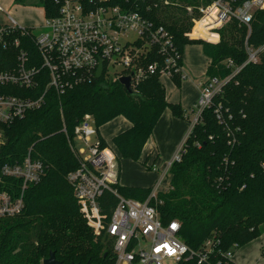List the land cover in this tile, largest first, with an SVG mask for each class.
Listing matches in <instances>:
<instances>
[{"label": "trees", "instance_id": "trees-1", "mask_svg": "<svg viewBox=\"0 0 264 264\" xmlns=\"http://www.w3.org/2000/svg\"><path fill=\"white\" fill-rule=\"evenodd\" d=\"M213 1L110 0V4L137 9L152 23L166 27L182 56L187 46H202L209 60L207 77L227 79L223 92L215 96L213 105L204 110L186 138L183 146L187 152L171 167L170 186L159 193L161 203L157 206L164 224L179 221L180 236L191 249L198 251L207 241L217 242L205 264H226L224 255L228 251L264 235V53L258 63L247 65L231 77L233 69L225 63L232 61L238 67L247 60V29L233 21L210 34L198 32L193 20ZM14 2L39 6L46 18L56 16L59 10V0ZM251 27L249 44L259 48L264 45V11L255 13ZM15 39L20 40V47L13 45ZM7 41L6 49L0 46V73L17 68L20 49L39 64L30 37L16 31ZM155 60L160 57L153 55L144 62ZM172 80L180 86L179 76ZM45 86V80L39 77L34 89L7 86L3 91L36 99ZM132 90L129 94L119 81L103 76L61 96L50 90L39 109L11 124H0V191L19 193L21 180L2 177L1 169L21 163L30 150L32 158L45 167L42 180L25 192L23 212L0 218V264H43L51 253L63 264H114L111 241L88 227L68 181L79 161L63 129L72 138L86 115L93 117L98 129L123 116L131 127L117 135L113 145L122 158L152 169L141 161V155L158 121L167 109L181 119H187L186 111L167 101L166 88L158 75H145ZM117 188L122 196L140 201H145L152 190ZM100 202L109 215L118 200L105 193Z\"/></svg>", "mask_w": 264, "mask_h": 264}, {"label": "built area", "instance_id": "built-area-1", "mask_svg": "<svg viewBox=\"0 0 264 264\" xmlns=\"http://www.w3.org/2000/svg\"><path fill=\"white\" fill-rule=\"evenodd\" d=\"M0 11H4L1 6ZM257 11H264V0H214L200 9L195 20V27L204 34L220 30L233 21L247 29L244 42L247 60L238 67L232 61L225 63L233 69L231 77L247 65L258 63L264 53V45L254 48L249 44ZM8 22L0 27V46L6 49L9 46L7 38L18 31L20 36L30 37L33 41L39 64L26 50L20 49L17 68L0 73V124H11L27 112L39 109L50 90L61 96L68 90L99 80L96 75L100 66L101 78L119 81L130 77L131 88L147 74L185 79L183 56L172 33L163 25L149 21L139 10L111 5L110 0H59L57 15L45 19L39 35L20 26L10 15ZM13 45L20 47V40L15 39ZM153 55L159 56L160 60L145 64L144 60ZM39 77L45 80L46 86L36 99L3 91L7 86L34 89ZM226 82L227 79L216 77H207L202 82L195 106L186 113L192 118L184 142L200 122L204 110L223 92ZM216 113L220 119L219 108ZM63 131L79 161V167L68 175V181L88 227L95 235L106 236L111 241L114 264L209 263L217 242L207 241L202 249L193 250L181 238L178 220L164 224L157 209L161 203L159 185L152 188L145 201L126 198L119 193V155L114 148L102 145L92 116H84L72 138L65 127ZM75 141L83 147L77 148ZM184 142L167 163L165 177L187 152ZM44 174V164L32 158L31 150L21 163L2 167V177L19 179L22 183L19 193L0 191V218L20 215L25 209L27 188L38 184ZM105 193L118 200L109 215L103 212L100 202ZM235 250L236 246L224 255L226 264H237Z\"/></svg>", "mask_w": 264, "mask_h": 264}, {"label": "crops", "instance_id": "crops-1", "mask_svg": "<svg viewBox=\"0 0 264 264\" xmlns=\"http://www.w3.org/2000/svg\"><path fill=\"white\" fill-rule=\"evenodd\" d=\"M13 6H26V5H17L13 0ZM9 15L12 17L10 13L8 14V16ZM8 23L9 22L7 21V23L4 25H7ZM190 46H192V49H189L188 51H186V53L184 52V57L182 61L183 73L185 75L184 82L182 81L180 86L177 87L176 93L174 92L171 98L168 96L166 89L167 101L170 103L179 104L186 111V113L187 110L193 109L199 98L200 86L204 81V78L207 77V69L209 66V60L204 54L202 46L189 45L188 47ZM190 89H192V94L189 93ZM186 117L188 120L178 118L169 109H167L163 113V115L161 116L160 120L158 121L154 129L152 136L149 138L148 142L146 143L141 155V161L144 160L148 164L151 162L150 163L151 165L149 166L154 169V172H156L155 173L156 176L153 175L149 179H140V177L137 178L124 177L121 181L122 174L120 173V178H119L120 186L153 188L159 185L158 190L160 192H165L168 190L170 186L171 176L168 178L167 182H164V178H165L164 173L166 171L167 165L165 166L164 163V169L162 170L158 168L155 163H158L157 157L164 158L169 162L172 159V157L175 155L180 145H182L188 133L187 131H189L187 122L191 121L192 118L191 115H187ZM130 127H131L130 122L125 117L120 116L115 118L114 121L112 120L107 124L103 125L102 127H100L98 129V137L101 140H103V142H105L106 146L116 149L112 143L113 139L120 133L129 129ZM160 138L163 140V143L160 142L159 144ZM147 146L149 151L146 150ZM152 156H154L153 161H151ZM135 164H137V162L136 163L130 162L127 163V166L129 167L131 172L138 174L141 172V170L139 169L138 165Z\"/></svg>", "mask_w": 264, "mask_h": 264}, {"label": "rangeland", "instance_id": "rangeland-1", "mask_svg": "<svg viewBox=\"0 0 264 264\" xmlns=\"http://www.w3.org/2000/svg\"><path fill=\"white\" fill-rule=\"evenodd\" d=\"M30 1L37 2V0H30ZM0 5L5 9L4 11H0V25H4L7 23L8 14L10 13L20 26L26 27V28L30 27L29 29H31L34 35H39L43 31L42 27L44 25L46 17L41 7L32 5L31 3L30 4L26 3V6H13V0H0ZM32 6H35V7H32ZM196 18L193 20L194 25H195ZM189 49H192V46L190 47L187 46L184 52L186 53V51H188ZM183 57H184V53H183ZM206 78L207 77L204 78V81L206 80ZM160 80L166 86L168 96L171 98L173 96V93L174 92L176 93L177 91L176 89L178 86L174 83L172 78L167 75H162L160 77ZM182 81L184 82V80H181V83ZM189 93L192 94V89L189 90ZM187 112H189V110H187ZM187 123H188V130H190L189 127H191V122L189 121ZM160 142L163 143V140L161 138L159 139V144ZM74 143L77 148L83 147V144L78 141H75ZM146 150L149 151L148 146ZM156 155H157V152H156ZM153 158L154 156H152L151 161H153ZM157 161L158 163H155L156 166L162 170L164 169V163H165V166L168 163V160L164 158L157 157ZM130 162L134 163V161L125 160L124 158H122V156L119 155V166H121L120 173L122 174L121 181L124 177H128V178L140 177V179H149L153 175L156 176L155 174L156 172H154V170L147 169L143 164L139 162L135 164V165H138L139 169L141 170V172L138 173L139 175L137 173L131 172L129 167L127 166V163H130ZM142 162H144V160ZM150 163L149 164L147 163V165L148 166L151 165ZM169 177L170 175L165 177L164 182H167ZM234 261L238 264H264V235L251 241L247 245L237 249L234 254Z\"/></svg>", "mask_w": 264, "mask_h": 264}, {"label": "water", "instance_id": "water-1", "mask_svg": "<svg viewBox=\"0 0 264 264\" xmlns=\"http://www.w3.org/2000/svg\"><path fill=\"white\" fill-rule=\"evenodd\" d=\"M102 75V66L99 67L98 72H97V79H100ZM120 84L124 86V88L126 89V91L129 94L133 93V90L131 88V78L130 77H123L119 80ZM43 264H63L62 262H59L56 260V257L54 255V253L50 254V257L48 259H45L43 261ZM90 264V263H87Z\"/></svg>", "mask_w": 264, "mask_h": 264}]
</instances>
